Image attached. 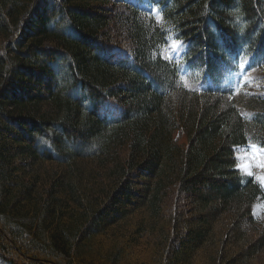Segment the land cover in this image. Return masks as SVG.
<instances>
[{
	"label": "trees",
	"instance_id": "1",
	"mask_svg": "<svg viewBox=\"0 0 264 264\" xmlns=\"http://www.w3.org/2000/svg\"><path fill=\"white\" fill-rule=\"evenodd\" d=\"M250 145L264 0H0V264H264Z\"/></svg>",
	"mask_w": 264,
	"mask_h": 264
},
{
	"label": "rangeland",
	"instance_id": "2",
	"mask_svg": "<svg viewBox=\"0 0 264 264\" xmlns=\"http://www.w3.org/2000/svg\"><path fill=\"white\" fill-rule=\"evenodd\" d=\"M176 44H171L169 47V50L167 51V48L164 49V54L166 56H171L175 54V49H176ZM175 56H178V54L176 53ZM239 69L235 70V74L239 73ZM249 77V75H247ZM247 77V78H248ZM174 137L178 140V142L180 144H184L186 143V137L182 134H174ZM250 154V155H248ZM256 156V159H260L261 157H264V149L262 148H258L255 146H247V147H242V148H238L237 152H236V158L238 160V164L237 167L240 165L245 164L247 161H249L251 159V156ZM253 166L251 168V171L253 172L252 177L258 181L261 186L264 188V183H262L258 177L260 176H264V169L256 167L255 166V161L252 162ZM242 173H244L245 175H247V171L248 169L242 168V167H238ZM252 214L253 216L256 218V220L261 224V226H264V201L263 200H259L257 202H255L252 205Z\"/></svg>",
	"mask_w": 264,
	"mask_h": 264
},
{
	"label": "snow or ice",
	"instance_id": "3",
	"mask_svg": "<svg viewBox=\"0 0 264 264\" xmlns=\"http://www.w3.org/2000/svg\"><path fill=\"white\" fill-rule=\"evenodd\" d=\"M248 155H250V154H248ZM253 161H255V166L256 167H259V168L264 169V157H261L260 159L257 160L256 159V156H254V155L251 156V159L249 161H247L245 164L240 165L238 167H242V168L248 169L247 175L252 176L253 175V172L251 171V168L253 166V163H252ZM258 179L262 183H264V176H260V177H258Z\"/></svg>",
	"mask_w": 264,
	"mask_h": 264
},
{
	"label": "bare ground",
	"instance_id": "4",
	"mask_svg": "<svg viewBox=\"0 0 264 264\" xmlns=\"http://www.w3.org/2000/svg\"><path fill=\"white\" fill-rule=\"evenodd\" d=\"M163 43V42H162ZM213 63V62H212Z\"/></svg>",
	"mask_w": 264,
	"mask_h": 264
}]
</instances>
